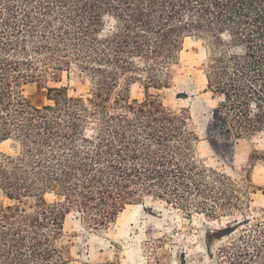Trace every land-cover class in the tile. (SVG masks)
Masks as SVG:
<instances>
[{
  "label": "trees",
  "instance_id": "trees-1",
  "mask_svg": "<svg viewBox=\"0 0 264 264\" xmlns=\"http://www.w3.org/2000/svg\"><path fill=\"white\" fill-rule=\"evenodd\" d=\"M0 5V145L19 146L15 154L0 149V190L11 202L0 207V264H68L58 242L72 213L102 230L146 198L187 216L216 215L209 202L221 211L236 207V181L199 166L187 117L167 112L150 90L167 88L186 38L206 36L214 45L208 88L224 97L223 136L264 132V0ZM73 67L91 81L90 104L66 87L48 88L50 103L42 107L26 97L25 87L50 68ZM140 81L146 97L133 100ZM91 123L98 125L93 133ZM220 254L235 264H264V221Z\"/></svg>",
  "mask_w": 264,
  "mask_h": 264
},
{
  "label": "rangeland",
  "instance_id": "rangeland-1",
  "mask_svg": "<svg viewBox=\"0 0 264 264\" xmlns=\"http://www.w3.org/2000/svg\"><path fill=\"white\" fill-rule=\"evenodd\" d=\"M114 24L108 20L106 30ZM213 48V41L206 36L186 38L171 65L167 88L150 92L158 96L167 112L187 117L186 124L197 138L193 150L199 166L236 181V207L221 211L220 204L209 202L216 215L194 211L187 216L167 201L146 198L139 205L128 206L115 223L102 230L88 228L81 216L72 213L58 242L68 264H235L233 255L226 259L220 249L264 221V132L243 139L223 136L220 105L224 97L208 88ZM144 83L132 85L133 100L145 99ZM51 87H66L70 96H81L88 104L92 101L91 81L75 67L50 68L25 87V95L34 106L42 107L50 103ZM97 127V123L88 124L87 132L93 133ZM0 149L15 154L19 146L11 140ZM10 203L0 190V207Z\"/></svg>",
  "mask_w": 264,
  "mask_h": 264
}]
</instances>
